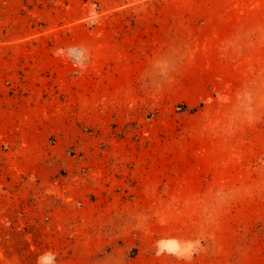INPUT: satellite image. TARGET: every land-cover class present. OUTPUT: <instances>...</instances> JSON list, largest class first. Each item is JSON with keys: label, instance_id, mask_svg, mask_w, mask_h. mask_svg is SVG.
Here are the masks:
<instances>
[{"label": "rangeland", "instance_id": "1", "mask_svg": "<svg viewBox=\"0 0 264 264\" xmlns=\"http://www.w3.org/2000/svg\"><path fill=\"white\" fill-rule=\"evenodd\" d=\"M0 264H264V0H0Z\"/></svg>", "mask_w": 264, "mask_h": 264}]
</instances>
